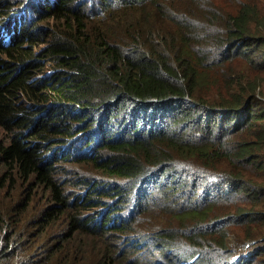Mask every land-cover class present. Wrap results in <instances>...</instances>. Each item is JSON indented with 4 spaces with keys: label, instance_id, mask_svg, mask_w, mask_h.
I'll list each match as a JSON object with an SVG mask.
<instances>
[{
    "label": "trees",
    "instance_id": "1",
    "mask_svg": "<svg viewBox=\"0 0 264 264\" xmlns=\"http://www.w3.org/2000/svg\"><path fill=\"white\" fill-rule=\"evenodd\" d=\"M236 5L224 12L216 0H0L3 175L50 190L45 226L77 212L68 232L43 244L38 264L94 258H77L78 233L102 238L108 264H264L256 87H239L228 105L198 90L204 71L263 55L259 6ZM63 162L91 167L88 194L69 196L57 178ZM1 218L8 216L0 213L7 242ZM232 227L254 246L247 258L229 247ZM8 251L0 248V264H26Z\"/></svg>",
    "mask_w": 264,
    "mask_h": 264
},
{
    "label": "rangeland",
    "instance_id": "2",
    "mask_svg": "<svg viewBox=\"0 0 264 264\" xmlns=\"http://www.w3.org/2000/svg\"><path fill=\"white\" fill-rule=\"evenodd\" d=\"M221 2L224 12L235 10L237 0H216ZM257 4L260 8L261 15L263 17L262 23L259 24V32H255L256 36H264V0H244ZM48 21H44L42 24L47 26ZM263 49V55L253 65H249L245 60H238L232 63H228L225 67L219 69H210L202 73V80L198 86L200 96H204L215 105H228V98L239 87H256L255 102L256 108L264 118V64L259 63L264 61V44L261 46ZM260 55V54H259ZM198 92V91H197ZM9 137L0 125V146L2 144H8ZM84 153H89L85 149ZM65 173L61 175L59 173L58 180L61 183H65V189L69 196L77 197L86 191L85 188L89 185L91 180L85 178V173L90 172L88 165L82 162H63ZM5 168L0 166V213L4 216H8L5 219V223L2 225V229L7 226H20V234L15 233L11 241L7 246H23L28 248V254L26 255L27 263L32 264L34 259H43L46 257L43 251V244H48L51 240L60 239L61 233L68 232L71 226V220L74 214L77 212H64L61 216L56 218L50 225H44L39 222L45 208H51L55 205V201H50V190L45 188V185H38L36 182H26L19 178L15 172L11 176L3 175ZM256 172L262 174L259 179L264 182V169H258ZM8 173V174H9ZM98 175V174H97ZM97 179H94L93 183H97ZM64 185V184H62ZM85 194H88L86 191ZM95 193L91 194L93 198ZM107 200L108 198H103ZM111 201L110 199H108ZM235 201V197H232L230 205ZM113 202V201H112ZM113 202L112 205H115ZM111 205V206H112ZM111 206L107 203L103 205L106 215L110 212ZM226 206V205H225ZM54 207V206H52ZM97 209H90L85 211V214L96 215L99 211ZM225 209L224 212H227ZM229 212V211H228ZM15 228H7L6 231H11ZM28 232L23 235V232ZM228 237V244L230 249L234 252L235 258H247L250 256L254 249L253 244H249L248 240H244L243 232L233 229L226 230ZM109 233V232H108ZM81 238L79 245V256L77 258H83L82 255H89L94 257L91 260L83 259L85 264H100L105 260L103 258L105 251V244L100 236L94 234L78 233ZM106 236V234L104 235ZM113 238L112 236H110ZM107 239V236H106ZM114 239V238H113ZM108 241V239H107ZM260 241V240H259ZM101 250V254H98V250ZM128 251L131 248H126ZM143 249L137 248L136 252L128 253V258H131L133 254L141 252ZM96 257V258H95ZM106 261H109L107 259ZM104 263V262H103ZM108 264V263H104Z\"/></svg>",
    "mask_w": 264,
    "mask_h": 264
},
{
    "label": "clouds",
    "instance_id": "3",
    "mask_svg": "<svg viewBox=\"0 0 264 264\" xmlns=\"http://www.w3.org/2000/svg\"><path fill=\"white\" fill-rule=\"evenodd\" d=\"M50 72L51 71H49L48 73H50ZM91 149H92V147H89V148L86 149V151L90 152ZM16 227H17V231L16 232H15V229H13L11 231H6L7 228H16ZM19 227L20 226H7V227L3 228L2 234H4L6 232L5 237H6V240H7L8 243L11 241V239L13 238L15 233L20 234V231H18ZM27 233H28L27 231L23 232V235H26ZM7 242L6 241H0V248H2V249L5 248V247L9 248L8 252L11 254L10 256H12L13 259L18 254L19 255L20 254L24 255L25 258L23 259V261H20V262L27 263L26 255L28 254V248H25L23 246H14V245H12V246L8 245L7 246V244H8ZM42 260H44V258L43 259H34L32 261V264H38Z\"/></svg>",
    "mask_w": 264,
    "mask_h": 264
}]
</instances>
